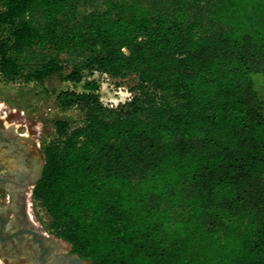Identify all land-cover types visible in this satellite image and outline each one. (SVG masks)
<instances>
[{
  "label": "trees",
  "instance_id": "1",
  "mask_svg": "<svg viewBox=\"0 0 264 264\" xmlns=\"http://www.w3.org/2000/svg\"><path fill=\"white\" fill-rule=\"evenodd\" d=\"M83 2L0 0L5 79L83 82L33 189L48 229L94 264H264V0Z\"/></svg>",
  "mask_w": 264,
  "mask_h": 264
},
{
  "label": "flooded vegetation",
  "instance_id": "2",
  "mask_svg": "<svg viewBox=\"0 0 264 264\" xmlns=\"http://www.w3.org/2000/svg\"><path fill=\"white\" fill-rule=\"evenodd\" d=\"M44 155L35 138L7 127L0 117V262L60 264V258L76 254L61 250V239L40 228L30 212Z\"/></svg>",
  "mask_w": 264,
  "mask_h": 264
},
{
  "label": "rangeland",
  "instance_id": "3",
  "mask_svg": "<svg viewBox=\"0 0 264 264\" xmlns=\"http://www.w3.org/2000/svg\"><path fill=\"white\" fill-rule=\"evenodd\" d=\"M105 0H84L81 10L89 11L101 9ZM67 71L54 75L44 82H12L5 79L0 72V117L7 127L19 132L29 134L41 145L44 154L45 146L56 136V121L67 119L71 125L81 123V111L72 107L62 108L57 96L62 90H83V82L79 84L65 80ZM85 79H95L99 85L101 100L109 107L124 105L133 95L131 88L137 83L136 75L125 78H113L107 74L94 72L86 73ZM255 87L264 102V74L257 73L253 76ZM45 155L43 156L44 163ZM34 189V188H32ZM30 211L35 222L44 231L47 230L57 237L47 227L48 217L43 209L35 202L33 193L30 199ZM59 238V237H57ZM61 239V238H59ZM65 245V247H63ZM59 248L71 249L67 241L61 239ZM73 251V250H72ZM0 264H14L1 259Z\"/></svg>",
  "mask_w": 264,
  "mask_h": 264
},
{
  "label": "water",
  "instance_id": "4",
  "mask_svg": "<svg viewBox=\"0 0 264 264\" xmlns=\"http://www.w3.org/2000/svg\"><path fill=\"white\" fill-rule=\"evenodd\" d=\"M43 171H44V169H43ZM43 171H42V174H43ZM42 174L40 175V177L42 176ZM36 183L37 182H35L34 185ZM59 263L60 264H90V263H87L84 258H82L81 256H79L77 254H75L73 256L62 257L59 259Z\"/></svg>",
  "mask_w": 264,
  "mask_h": 264
}]
</instances>
